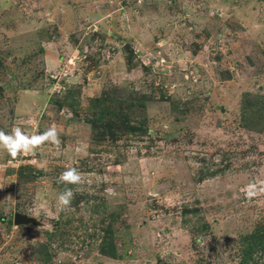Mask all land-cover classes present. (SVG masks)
<instances>
[{
    "label": "rangeland",
    "instance_id": "rangeland-1",
    "mask_svg": "<svg viewBox=\"0 0 264 264\" xmlns=\"http://www.w3.org/2000/svg\"><path fill=\"white\" fill-rule=\"evenodd\" d=\"M17 127L60 143L0 148V264H264V0H0Z\"/></svg>",
    "mask_w": 264,
    "mask_h": 264
},
{
    "label": "clouds",
    "instance_id": "clouds-1",
    "mask_svg": "<svg viewBox=\"0 0 264 264\" xmlns=\"http://www.w3.org/2000/svg\"><path fill=\"white\" fill-rule=\"evenodd\" d=\"M45 142H51L59 145V134L55 127L49 128L45 132L38 135H30L22 131L20 128H13L11 133L0 131V148L6 150L8 154L16 158L20 154H34L35 150ZM82 180L81 174L76 168H69L58 178V182L65 184H77ZM246 196L252 197L264 194V182L260 186L253 183L244 189ZM74 193L71 189L66 188L58 196V204L60 210L71 204Z\"/></svg>",
    "mask_w": 264,
    "mask_h": 264
},
{
    "label": "trees",
    "instance_id": "trees-1",
    "mask_svg": "<svg viewBox=\"0 0 264 264\" xmlns=\"http://www.w3.org/2000/svg\"><path fill=\"white\" fill-rule=\"evenodd\" d=\"M101 113H105L104 111H102ZM101 113H99L98 114V117H100L101 118ZM116 122H121V123H125V125H126V123H127V121H125V120H119V118L118 119H114ZM86 121H88L91 125H92V127L95 129V128H99L98 127V125H96V122L97 121H99L97 118H93V117H90V118H88V120H86ZM99 123V122H98ZM100 124V123H99ZM107 124V123H106ZM138 124H142V122H138ZM108 125V127H107V129H109L111 126L109 125V124H107ZM134 130H136V131H139L140 133H141V131L143 130L144 132H145V129H142L141 127H139V126H135V128H133ZM133 129H130V131H133ZM142 131V132H143ZM110 243V242H109ZM43 247H44V245H42ZM109 248H110V255H112V253H114V249H113V246L111 245V244H109Z\"/></svg>",
    "mask_w": 264,
    "mask_h": 264
},
{
    "label": "water",
    "instance_id": "water-1",
    "mask_svg": "<svg viewBox=\"0 0 264 264\" xmlns=\"http://www.w3.org/2000/svg\"><path fill=\"white\" fill-rule=\"evenodd\" d=\"M13 224L19 225V224H28V223H35L34 218L28 217L22 213L14 212L12 217Z\"/></svg>",
    "mask_w": 264,
    "mask_h": 264
}]
</instances>
